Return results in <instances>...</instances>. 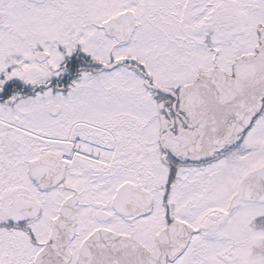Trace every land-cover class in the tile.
Returning <instances> with one entry per match:
<instances>
[{"label": "snow or ice", "instance_id": "6c2138e0", "mask_svg": "<svg viewBox=\"0 0 264 264\" xmlns=\"http://www.w3.org/2000/svg\"><path fill=\"white\" fill-rule=\"evenodd\" d=\"M0 264H264V0H0Z\"/></svg>", "mask_w": 264, "mask_h": 264}]
</instances>
